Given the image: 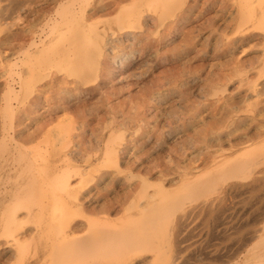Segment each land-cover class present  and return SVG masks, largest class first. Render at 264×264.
Wrapping results in <instances>:
<instances>
[{"label":"rangeland","instance_id":"374dc122","mask_svg":"<svg viewBox=\"0 0 264 264\" xmlns=\"http://www.w3.org/2000/svg\"><path fill=\"white\" fill-rule=\"evenodd\" d=\"M34 1L0 0V148L2 145L10 146L13 151L15 146L18 147L12 154L3 153L5 157L0 161V170H2L0 183L6 181V185L10 188L14 184L32 183L38 190L37 194L29 196L28 200L36 203L41 199V203H45L46 208L41 211L40 206L37 205L36 208L34 206L38 210L37 222L33 219L34 214L28 209L21 208L16 212L18 218L12 232L0 222V264H28L31 260H33L32 264H42L43 258H49L54 246L51 240L52 234L56 233L59 226L62 229L65 226L64 219L59 222L56 215L66 214L64 208H57L63 203L68 206V210H73H71L74 216L73 222H79L74 234L77 237L91 235L92 232L100 229L134 232L141 226V223H135V217L143 215L147 206L151 207L149 215L154 217L155 224L156 215L160 211L167 210L168 218L165 219L163 215V224L159 228L165 244H169L172 250L171 254H175V258L178 256L176 264L180 262L223 264L224 260H229L224 261V264H230L235 261L237 255H241V252L246 253L250 246L251 249L253 246H259L261 216L264 210V162L253 166L254 174L248 171L240 176L232 174L234 168L222 163L234 158L253 160L262 157L264 152V65L262 64L264 2L187 0L184 9L193 14L185 26L186 29L193 30L196 23H204L196 38L197 46L200 48L197 58L187 62L189 57L184 50L177 60L173 61L175 56L171 54L172 59L170 60V57L167 59L166 67L154 71L155 75H161L162 78H170L175 74L176 77L184 76L188 80L196 78L201 84V89L194 93L190 107L193 109H189L190 112L186 116L188 121L185 123L186 127L181 126L177 133L173 132L171 135L167 132V125L178 119L177 122L183 123V119L169 115L172 110L179 112L181 108L179 105L174 108L168 107L165 113V107L170 104L169 100L168 105L157 103L154 107L145 106L143 116L138 114L144 109L139 105V103L144 105L143 94L148 92L153 84L158 83L157 79L153 83L148 82L149 87L146 84L141 85L142 89L136 83V78L130 75L123 76L113 84L110 82L103 85V76L85 59L86 48L89 46L82 41L69 49L68 54L57 56L59 51L66 52V39L70 34L72 36V30L71 26L64 29L63 26H59L54 29L53 19L57 18L64 9L66 13L72 3L86 7L92 0ZM240 6L253 8L254 11L245 14L247 17L244 14L242 16L237 10ZM96 16L90 18L91 22L96 23L93 28L94 34L90 38H95V34L100 32L109 42L113 40L111 47L106 46V56L111 60L113 56L119 57L131 51L129 42L121 37L119 29L115 33L109 29L110 25L117 29L116 21L121 20L122 17L117 18L116 14L108 15L102 10ZM193 34L195 35L194 32L189 35L192 39H194ZM180 35L181 31L178 37ZM31 37L36 38L40 46L51 48L47 53L30 55L27 49L31 48L29 49L31 53L36 50L34 46H29ZM151 37L155 36L151 34ZM53 42H57L55 47L52 46ZM37 60L38 65L34 66ZM138 63L143 64L138 70L141 73L150 70L149 67L152 65L143 60ZM39 65H42L43 76H39L38 79L33 77V73ZM21 76L29 77L28 84H31L30 87H34L35 90L41 86L42 79L43 83H47L52 79L51 76L64 81L61 86L58 84L59 86L49 91L51 103L48 107L56 108L59 105L61 107L57 109L58 111H53L56 114L55 119L52 117L55 123L53 122L49 129L43 132L36 128L38 121H43L42 116L31 115L28 123L25 121L21 124L20 111L26 104V101L24 103L22 101L24 91L21 89ZM208 78L212 81L209 82ZM11 86L12 89L9 88ZM143 87L146 89L144 90ZM198 91L203 94L198 96ZM5 95L13 98L9 100ZM66 97L72 103L76 101L79 110L82 106L84 109L82 108V111L70 109V105L66 103H62L63 106L59 98ZM255 103H258V108L253 109L251 105ZM249 106L255 113L249 109ZM88 110L91 113H88ZM80 112H86V115ZM174 117L176 118L173 119ZM82 121L88 122L89 125H84L86 127L80 131L79 128L75 129L76 131L68 129L72 123L78 126L83 123ZM158 125L160 127L162 125L164 129H160ZM210 129L212 132L208 133ZM58 132H61L59 133L61 137ZM185 132L187 136L184 137ZM195 134L200 139L195 144L184 141L188 136H196ZM181 135L182 138L179 137ZM109 147L117 149L116 156L107 152ZM25 155L27 158L21 159ZM89 155H92V163L85 162ZM67 157L73 158L75 162L70 165ZM3 175L5 178L1 177ZM68 185L74 186L76 190L70 191ZM51 199L57 201L50 209L47 203H50ZM11 207L3 208L5 212H0V221L8 216ZM46 214L51 217L52 226L49 225V221L45 224ZM12 233L29 245L28 254L25 252V255H19V258L15 256L17 245L10 243ZM154 243H147L145 248L135 251L118 264H151L154 254L157 253L154 252L156 247L151 248ZM176 244L181 245L178 248ZM63 250L62 247L57 254H61ZM160 251L163 252L166 260L171 257L166 254L165 249L161 248L158 252Z\"/></svg>","mask_w":264,"mask_h":264},{"label":"bare ground","instance_id":"6f19581e","mask_svg":"<svg viewBox=\"0 0 264 264\" xmlns=\"http://www.w3.org/2000/svg\"><path fill=\"white\" fill-rule=\"evenodd\" d=\"M32 1H34V0H32ZM74 1H76V0H74ZM261 2H264V0H261ZM186 3H187V0H92L91 3H90V5H88L86 7H81L79 5H77V6H79V7H77L75 5V3H72L70 6H68L69 8H68V11L66 13H65V9H64V10H62L60 12V14H58V17L57 18L53 19L54 20V29L55 28H59V26H63L62 29H64L65 27L71 26V30H72V36H70L71 35L70 34L69 36H67L68 38L66 39V42H67V44L65 45L66 48H67L66 49V52L65 51H59V52H57V56L60 57V56H63V54H68L69 49L74 48L77 42L82 41V42H84L86 44V46H89V48H86L87 50H86V53H85V59L88 62V64H91V66H93V68L100 75L103 76L102 84L103 83H110V82L113 84L114 82H116V80H118V81L121 80L123 78V76H125V75L126 76L127 75L129 76L130 75V76H133V77L136 78L135 80H136V83L138 85L141 86V85H145L146 84L149 87L148 82L153 83L154 80L157 79L158 80V83L153 84V86L150 87L151 89L148 92H146V93L143 94V104L144 105H141L139 103V105L141 106V108L143 106L144 109L142 108L143 110H141L139 112L137 111V112L141 116L144 113V110L146 108L145 106H147V108L148 107H151V105H152V107H154V105L157 104V103L158 104L161 103V104L168 105L167 103L170 100V104L169 105H171V106L168 105L167 107H165L166 109L164 108L165 109L164 112L167 113L168 107L174 108L177 105H179L181 107V108L179 107L180 108V111L179 112H176V111L174 112L173 110L170 111V112L168 110V112H169V115L170 116H173L174 115L177 118L183 119V123L177 122L179 119L177 121L174 120L175 121L174 123L171 121V124H168L167 125L168 126V129H167L168 131L167 132L168 133H171V135H172L173 132L174 133L175 132L177 133L178 129H180L181 126L186 127V124L185 123L188 122L186 120V116L190 112V110L193 109V108L190 109V107H191L192 102L194 100V93H195L196 90H200L201 89V87H200V85H201L200 84V81L198 79H196V78H193V79L188 80L184 76H181V78L180 77H176L175 74L173 75V77H170V78H167V77L166 78H162L161 75L160 76L159 75H155L154 74V71L155 70L158 71V69L159 70H162L163 68H165L166 67V63L168 62L167 59H169V57H170L171 54L174 55L175 58L172 59L170 57V60L172 59L173 61H175V60H177L179 58L178 56L180 55V53H183L184 50H185V54H187L188 57H189V58H187L188 61L186 60L187 62H190L192 59L194 60L195 58H197V53L200 51L199 50L200 48H198V46H197V43L198 42L196 43V38L200 34L202 27H204V23H201V24L200 23H196V25H195V27H194L193 30H187L186 29L185 26H186V24L189 23L188 20L191 18L192 14H193L191 11H186L184 9ZM24 4H25V2H24ZM31 6H33V4ZM13 9H14V7H13ZM26 9H28V8H26ZM100 10L104 11L108 15L116 14V16L118 15L117 18L118 17H122L121 20H118V21H116L117 19L116 20L114 19L116 21L117 29L113 28L112 25L109 26L110 27L109 29H111L114 33H115L116 30L119 29V32L122 34L121 37L122 38H125L127 40V42H129L130 47H131V51L126 52V53H124L122 55H119V57L113 56L111 58V60H110V58H108L106 56V52H107L106 51V46L111 47L110 44H112V41L113 40L112 41L110 40L111 42H109L106 39L107 37L103 36L102 33H100V32H97L98 34L97 33L95 34V38H93V39L90 38V36L94 34L93 28L96 25L95 22H91L90 21L91 20L90 18H93V17L95 18L96 14ZM237 10H238V13L240 15L242 14V16H243V14H244L245 17H247L248 13L251 14L254 11L253 8L245 7V6H240V7H238ZM245 14H247V15H245ZM24 20H25V18H24ZM63 23H64V25H62ZM110 23L111 22L109 20V24ZM183 24H185V25H183ZM178 25H179V27H178ZM192 26H194V25H192ZM183 30H186V31H183ZM180 31H181V35H180V37H178V34H179ZM193 32L195 33V35L193 34L194 35V39H192V37L189 36ZM117 33H118V31H117ZM106 34H108V33L106 32ZM151 34H152V36H155V37H151ZM113 36H115V34ZM69 37H71V38L69 39ZM176 37H178V38H176ZM55 43H57V42H53V45H52L53 47H55V45H56ZM29 46L30 47H33L34 46V48L36 49L34 51V53L33 52L31 53L29 51V49H31V48H29V49L26 50L32 56H35V55L37 56L40 52L47 53L49 51V48H51L50 46L47 47L45 45L40 46V44L37 42L36 38H33V37H31V41H30V45ZM112 46H114V45H112ZM22 52H24V51H22ZM55 55H56V53H55ZM262 56L264 57V51L262 53ZM141 58H145V59H141ZM185 58H183V59H185ZM140 60H143V62L145 61V63H150V65L152 64L149 67L150 70H146V71H144L142 73L141 72H138V70H140V66L142 64V63H138V62H140ZM262 60H263L262 64L264 65V58ZM181 62H182V60H181ZM33 65L34 66L35 65H38V60ZM147 66H149V65H147ZM177 66H179V64ZM142 67H144V66H142ZM185 74H187V73H185ZM34 76L36 78L38 77V79H39V76H43V74H42V65H39L37 67V69H35V71L33 73V77ZM209 77H210V75H209ZM51 78L52 79L49 80V81H47V83H43V79H42L41 80L42 84H41V82H39L41 84V86L38 87V90H37V88L35 90L34 87L33 88L30 87L31 84L30 85L28 84V82L30 81L29 80V77H26V78H24V76L22 77L21 89H23V91H24V96H23L24 99H22V101H23V103H24V101H26V104L24 106V109H22L20 111L21 114H22V116H21L22 117L21 118V124L24 123L25 121L28 123V119H29V117L31 115H34V116H37L38 115L37 117L42 116L41 119H43V121H38L39 124L36 126V128H37V130L40 129V131L43 132L44 130H47V128L50 127V125L54 122L53 119H55L54 118V115H56V114H54L55 112L53 113V111H58L57 109H60L61 106L59 105L56 108H49L48 107V105H50V103H51L50 102V96L51 95L49 94V91L52 90L53 88H55L56 86H59L58 84H60V86H61V84L64 83V81L63 80H60L61 78L60 79H57V78L52 77V76H51ZM35 79H33V81H35ZM208 81L211 82L212 79H209L208 78ZM136 83H135V85H137ZM7 85H10V84H7ZM9 88L12 89V86L9 87ZM140 89H142V86H141ZM140 89H139V91H140ZM145 89L146 88H144V90ZM99 90H101V89H99ZM10 92H11V90H10ZM137 94H139V92ZM200 94L202 95L203 93H199V91H198L197 92V95L199 96ZM9 95L8 96L5 95V96L8 98ZM18 95H19V93H18ZM53 96H54V94H53ZM56 96H59V95H56ZM11 98H13V97H9L8 99L10 100ZM66 98H61V99L59 98V102H61V104L62 103H66L68 106L70 105V107H69L70 109H74L75 108L76 110H79L80 107H78L77 102L73 98H71V100L73 99L75 101L73 103H72V101L68 100V97H66ZM52 99H51V101H52ZM84 101H85V99H84ZM140 102H142V101L140 100ZM257 105H258V103H255V104H253L251 106L253 107V109H256ZM251 106H249V109H251L254 112V110L251 108ZM136 107L137 106H135V108ZM82 108H83V106L81 107V109ZM76 110H74V111H76ZM76 112H74V113H76ZM87 112L88 113H91V112H89V110ZM68 113H69V111H67V114ZM80 113L81 114L85 113V115H86V112H83V113L80 112ZM124 113L125 112H123V114ZM58 115L60 116L61 114H58ZM85 115H82V116H85ZM136 115H137V113H136ZM146 116H148V115H146ZM231 116H233V115H231ZM52 117H53V119H52ZM56 117H58V116H56ZM156 117L158 118V116H156ZM176 117H174L173 119H175ZM84 118L85 117H83V119ZM168 119H169V117H168ZM57 120H56V122H57ZM242 121H244V119H242ZM135 122H136V120H135ZM144 122H146V121H144ZM180 122H181V120H180ZM239 122H241V121H239ZM162 123H163V121H162ZM139 124H141V123H139ZM189 124H191V123H189ZM214 124H216V123H214ZM84 125L88 126L89 123L88 122H83V123L79 124L78 126H77L76 123H72V126L68 127V129L69 130H73V129L74 130L75 129L77 130L79 128V131H80V129H84V127H86ZM193 125H194V122H193ZM239 126H240V123H239ZM33 127H35V126H33ZM139 127H141V126H139ZM212 127H213V125H212ZM224 127H226V126H224ZM23 128H24V126H23ZM157 129H158V127H157ZM160 129H164V127H162V125H161ZM192 129L193 128H191V130ZM183 130H185V129H183ZM164 131L166 132V130H164ZM29 132H28V134H29ZM186 132L188 133L189 131H186ZM186 132L184 134V137L186 135ZM199 132H200V130H199ZM207 132L210 133L212 131L210 129ZM59 133H61V132H58L57 134H59ZM66 133H63V135H65ZM71 134H73V133H71ZM158 134H159V131H158ZM30 135H32V133ZM30 135H28V136H30ZM59 136H60V134H59ZM179 137L182 138V135L179 136ZM179 137H177L178 140H179ZM198 137H197V135L196 136H192L191 135V136H188L186 138V140L184 139V141H186V143L189 142L191 144H195L196 141H199L200 140V139H198ZM34 138H35V136H34ZM56 139L60 140L59 138H56ZM243 139H241V141ZM60 141H62V140H60ZM173 141H175L174 138H173ZM238 142H240V140ZM181 145H184V144L181 143ZM250 146H252V145H250ZM13 147H14V145H13ZM11 148H12V146H11ZM17 148L18 147L15 146V148H13V151H12V149H10V146L9 147H7V146L4 147L2 145V147L0 148V152H1L0 153V161H3L4 160L2 158V157H5V156H3V153L4 154H7V153L12 154V152H14V149H16V151H17ZM115 149L113 147H109L107 152L110 155L116 156L117 149L116 150ZM218 157H220V156L218 155ZM26 158L27 157L25 155V157H23L21 159H26ZM74 158H76V157H74ZM127 158H128V156H127ZM14 159H16V156L14 157ZM66 159H67L68 163H70V165L73 164V161L75 162V160L73 158H71V157H67ZM186 161H188V160H186ZM85 162L92 163L93 162L92 155H89L85 159ZM263 162H264V152H262V157L260 156L259 158H256V159H253V160H249V159L244 160V159L234 158L232 160H226V161H224L222 163V165H224V164L230 165L232 168H234L232 174H234L236 176H240L241 174H245L248 171L251 172L250 174H254V169L255 168L252 169L253 166L256 165V164H263ZM215 163H217V162H215ZM250 169H252V170H250ZM78 171H80V170H78ZM0 172L2 173V170H0ZM80 173H81V171H80ZM1 177H4L5 178V175H3ZM6 184H7L6 181L3 182V183H0V212H3V211L5 212V210H3V208H5V207L10 208L12 205H14L18 209H14L15 207L14 208L11 207L10 210L8 209L10 211L9 214H8V216H5L6 218H3L0 222H2L3 225L7 226V228L12 232V230H14V227H15L14 225L17 222L16 221V218H18L16 212H18L19 210H21V208L28 209V211H30L31 214H34L33 219H34L35 222H37V219H36L37 216H36V214H37L38 210H36L35 208L38 205V206H40V210L41 211H44L45 208H46L45 207L46 204L45 203H41V199H40V201L38 200L36 203H33L32 201H29L28 200V197L29 196H35L37 194L36 191L38 189L36 187H33L32 183H30V182H27V184H21V185L14 184L15 186L13 185V187H11V188L8 187ZM68 187L70 188L69 190L72 191V192H74L76 190V188L74 186L68 185ZM78 192H79V190H78ZM261 198H263V197H261ZM56 201H54L53 199H51L50 200V203H47V205L50 207V209L53 207V205L56 204ZM63 204L61 206L57 207V208H59V209L60 208H62V209L64 208V210L66 211V214L63 215V216H60V214H56V215H57V220L59 222H60L61 219H64L63 220V223H64L65 226L63 227V229H62V227L59 226L57 228L58 230L56 231V233L52 234L51 240H52L54 246H53V248H52V250H51V252L49 254V258H46V259L43 258L44 260H42V264H46L48 262H49V264H118V263H121L122 261H125V259H127V257L130 254L134 253L135 251H139V250L145 248L146 247L145 245L147 243H150V242H152V243L155 242L151 248L156 247L154 249V252H157V253L154 254L155 257H154L153 261H151V264H176V260L178 259V256H177V258H175V254H171L172 253V250L170 249L169 244H165V239H164L163 235L160 233V228H159V226L163 224V215H165V219L168 218V217H166V216L169 215V212L167 210L160 211L156 215V218H157L156 221H157V223L155 224L154 223V221H155L154 220V217L151 216V215H149V214H151V207L150 206L149 207L147 206L145 208L146 209V212L143 215L136 216L135 217V223L136 224L141 223V226L138 227L139 229L136 228V230L134 232H132V230L130 232H128V231H123V230L121 231V230H115V229H111V230L100 229V230H98L96 232H92L91 235H84V236L77 237V236H74V234H75L76 229H77V227L79 225V222H73V220H74L73 217L74 216L71 213V210L72 209L71 210H68L67 209L68 206L63 205ZM263 204H264V202H263ZM21 206H23V207H21ZM34 206H35V208H34ZM45 216H46V218H45V224L49 221V225L52 226L51 217L49 216V214L48 215L46 214ZM203 217H202V219H203ZM261 224H262V226H261V234H260V244H259V246L258 245L253 246L252 249H251V246H250V248L248 250H246L247 251L246 253H245V251L244 252H241V255H237L238 257H235V261L234 262H230V264H264V210H263V214L261 216ZM57 225H59V224H57ZM153 227H154V229H153ZM180 227H182V226H180ZM170 230H172V229H170ZM194 231H196V230H194ZM203 231L204 230H202V232ZM252 231H254V230H252ZM190 232H192V230ZM190 232H189V234H192L193 233V232L192 233H190ZM189 234H188V236H189ZM185 237H187V236H185ZM176 239H178V238H176ZM185 239L187 240V238H185ZM183 240H181V242ZM178 241H180V240H178ZM201 241H202V238H201ZM232 241H233V239H232ZM10 243L13 244V245H17V247L15 248V253L14 254L18 258H19V255H21V256H22V254L25 255V252L27 253L30 250V247H29L28 244H26L25 242L21 241L19 238H16L15 237V233H12L11 239H10ZM193 244H195V243H193ZM198 244H199V242H198ZM202 245H203V243H202ZM179 246H178V244H176V247L179 248ZM62 247L64 248L65 251L63 250V252L61 254H59V253L57 254V251L59 249H61ZM161 248L165 249L166 254H169L171 256V257H169L170 259L168 258L166 260L165 257H164L163 252L162 251L158 252L159 249H161ZM54 250H56V252H54ZM185 250H187V249H185ZM241 250H243V249H240V251ZM175 251H174V253H175ZM214 251H215V249H214ZM238 251H239V249H238ZM189 253L191 254V252H189ZM193 255H194V253H193ZM196 256H198V255H196ZM194 257H195V255H194ZM207 258H209V257H207ZM210 258L212 259V257H210ZM185 259H187V258H185ZM207 260H209V259H207ZM213 260H214V257H213ZM223 260H224V258H223ZM32 261L33 260H31L30 263H28V264H32L33 263ZM224 261L228 262L229 260L228 261L227 260H224ZM224 261H222L223 264H224ZM189 262H191V260ZM180 264H187V263L180 262ZM202 264H204V263H202ZM208 264H211V263H208Z\"/></svg>","mask_w":264,"mask_h":264}]
</instances>
